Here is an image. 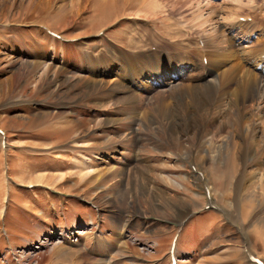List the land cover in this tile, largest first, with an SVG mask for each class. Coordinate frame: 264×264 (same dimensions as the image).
<instances>
[{"label":"rangeland","instance_id":"374dc122","mask_svg":"<svg viewBox=\"0 0 264 264\" xmlns=\"http://www.w3.org/2000/svg\"><path fill=\"white\" fill-rule=\"evenodd\" d=\"M159 2L0 0V264H170L175 237L176 264L264 262V95L196 107L192 128L184 111L181 123L158 114L170 86L131 98L115 77H95L105 52L231 38L234 5ZM127 59L109 71L126 77Z\"/></svg>","mask_w":264,"mask_h":264},{"label":"bare ground","instance_id":"6f19581e","mask_svg":"<svg viewBox=\"0 0 264 264\" xmlns=\"http://www.w3.org/2000/svg\"><path fill=\"white\" fill-rule=\"evenodd\" d=\"M148 2V4H153L154 2H159V0H148ZM257 2V0H248L246 2L244 0H224L225 5L229 7L234 5L236 7L232 6L235 9V14L233 13L235 17L234 15L231 16L233 19L229 17L231 20L228 21L229 27L227 31L231 38L225 37L223 30L220 36L225 38L222 44H217L216 47L202 39V42L199 40L198 44L192 42L193 45L190 47L180 43L179 50L167 48L169 53L172 52L173 54L175 52L174 55L176 56L172 57H169L170 54L166 50L160 49V51H156L157 49L151 50L153 52L151 54L140 55H138L139 53H125L124 51H121L120 54H115V52L111 51L109 55L105 52L103 56L100 54L98 57L101 74L95 77L97 80H100L103 76H107L109 80H112L110 77H115L120 82V85L126 88L131 98L140 97L138 92L153 95L161 87L170 86L171 92L168 93V96L165 94L157 101L156 110L158 114L160 116L168 115L174 122L176 120L177 123H181L182 112L184 111L190 117V126L192 128L197 127L200 124L194 115L196 107L202 110V107L210 101L217 100L223 103L228 98L225 107L230 109L235 105L245 103L248 96L255 98L257 95H264V16L260 17L261 13L257 9ZM237 3H241L243 6L250 4L247 8L249 13L242 14L237 11L240 7ZM263 4L261 8L264 7ZM162 6L159 4V12L163 11L164 8ZM150 9L151 7H145V13L147 15L155 14L151 13ZM141 11L138 12V15ZM250 16H252V20L248 21ZM241 17H245L246 21H242ZM203 21L201 17H198V19L194 20V26L196 27V24H200L199 26L201 27ZM149 22L150 20L147 18L146 24L148 25ZM191 25L193 26V24ZM203 31L205 32L204 29H202ZM243 38L245 40L250 38L249 41H252V44L244 46V41H241ZM43 51L42 53H44ZM116 51L119 52L120 49ZM124 54L128 56L127 67L125 68L126 77L133 70V74L127 79L125 76H117L118 73L123 76L122 72L124 74V70H120L117 74L112 73L117 69L114 61L118 57L123 58ZM205 59L207 63H205ZM32 61L34 62L30 64L31 66L39 65L35 64V62H38L36 59ZM112 69L114 70L109 71ZM148 94L144 95L148 97ZM140 116V113H137L136 119H139ZM152 116L153 113L150 109L142 113L143 120H150ZM241 117H243V114H241ZM254 143L256 144L255 146L258 145L257 139L256 141L254 140Z\"/></svg>","mask_w":264,"mask_h":264},{"label":"crops","instance_id":"0c3cea01","mask_svg":"<svg viewBox=\"0 0 264 264\" xmlns=\"http://www.w3.org/2000/svg\"><path fill=\"white\" fill-rule=\"evenodd\" d=\"M63 190V189H62ZM40 201H41V199H39ZM42 204V203H41ZM37 205V204H36ZM200 205V204H199ZM198 205V206H199ZM38 207H40V206H42V207H45V205H37ZM39 210L40 209H38L37 211H38V213H39ZM43 212V211H42ZM44 213V212H43ZM40 214V213H39ZM37 214H33V218L35 219V220H37V221H40L41 219L40 218H38L37 216H36ZM42 216V215H41ZM43 217V216H42ZM43 218H45V220L44 221H46V217H45V214H44V217ZM43 220V219H42ZM89 243V241H88V237L85 239V246H87V244ZM91 244V243H90ZM87 248V247H86ZM110 248H111V245H107L106 247H105V249L104 250H102V248L100 247V253L102 254L103 252H104V254H102V256H106V255H109L110 254ZM88 249V248H87ZM62 251V250H61ZM60 251V252H61ZM81 255V254H80ZM103 260H104V258H103ZM98 264L99 263V261H98V263H97V261H90V262H85V264Z\"/></svg>","mask_w":264,"mask_h":264}]
</instances>
